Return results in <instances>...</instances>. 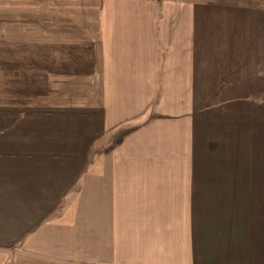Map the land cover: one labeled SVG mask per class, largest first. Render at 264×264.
Segmentation results:
<instances>
[{
    "label": "crops",
    "instance_id": "obj_1",
    "mask_svg": "<svg viewBox=\"0 0 264 264\" xmlns=\"http://www.w3.org/2000/svg\"><path fill=\"white\" fill-rule=\"evenodd\" d=\"M262 91L264 0H0V264H264Z\"/></svg>",
    "mask_w": 264,
    "mask_h": 264
},
{
    "label": "rangeland",
    "instance_id": "obj_2",
    "mask_svg": "<svg viewBox=\"0 0 264 264\" xmlns=\"http://www.w3.org/2000/svg\"><path fill=\"white\" fill-rule=\"evenodd\" d=\"M259 94L261 95L260 96V98H259ZM254 96H255V98L258 100L259 99V101L263 104V105H261V106H259V109L262 111V113L264 114V91H262V92H254ZM252 102H256L254 99H252ZM254 107H257L258 108V106H252V108H254ZM263 125H264V123H263Z\"/></svg>",
    "mask_w": 264,
    "mask_h": 264
}]
</instances>
